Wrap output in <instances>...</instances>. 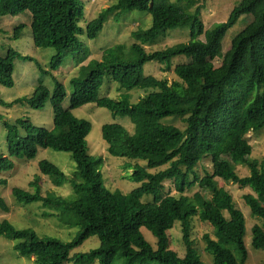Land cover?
Returning a JSON list of instances; mask_svg holds the SVG:
<instances>
[{"label": "trees", "instance_id": "1", "mask_svg": "<svg viewBox=\"0 0 264 264\" xmlns=\"http://www.w3.org/2000/svg\"><path fill=\"white\" fill-rule=\"evenodd\" d=\"M187 1L198 4L194 12L180 9L170 0H117L84 27V0H0V19L30 13L34 45L56 50L50 63L52 71L70 56L82 59L86 44L81 36L96 38L109 16L136 10L152 17L150 28L132 31L134 43L110 47L101 60H92L81 68L80 76L71 82L74 93L69 107L65 106L68 89L59 81L52 93L40 82L31 96L18 100L36 109L50 100L54 127L37 126L27 118L17 123L7 121L9 155L0 152V173L14 170V158L33 160L39 149L70 153L78 167L76 178L70 180L48 160L39 163V170L53 185L70 182L74 197L43 196L39 176L31 182L39 188L36 192L16 188L14 196L24 205L41 202L51 210L44 216L68 218L69 223L82 229L72 242H62L42 238L34 229H19L5 220L0 223V237L16 242L20 256L34 258L36 264H114L118 259L124 264H208L191 239L193 218L199 217L216 228V239L206 238L207 252L214 255L213 264L246 263V219L220 180L250 187L255 194H246L243 199L253 215L264 220V165L252 158L248 140L251 131L264 128V0H241L225 22L210 29L202 20L206 0ZM244 15H251L252 21L234 36L228 61L216 68L213 59L223 36ZM186 27L190 28L187 42L146 51L144 45L167 30ZM182 56L188 62L175 66L177 80L172 83L144 73L147 63L171 69L173 59ZM20 57L15 49H10L6 57L0 56L3 86L15 85V61ZM36 64L42 75L50 73L39 62ZM107 79L124 89L152 92L135 103L128 94L120 98L102 95ZM0 103L6 102L0 99ZM88 103L106 107L114 115L129 116L136 125L133 133L119 123L102 126L110 155L145 162L144 166H131V178L140 186L130 193L108 189L100 171L103 159L89 154L87 136L92 123L74 113ZM169 117L183 118L186 127L181 129L165 121ZM206 158L212 159L213 172L201 178L196 169ZM239 165L246 166L250 175L241 177ZM167 181L174 183L180 196L165 192ZM196 182L202 190L192 197L184 195ZM7 183L0 179V184ZM149 196L152 201L144 202L143 198ZM0 209L10 212L2 196ZM177 223L181 224L186 249L183 258L170 249V231ZM142 228L156 239L155 250L145 240ZM91 238H98L100 247L74 255ZM252 247L264 251V228L260 225L252 228Z\"/></svg>", "mask_w": 264, "mask_h": 264}, {"label": "rangeland", "instance_id": "2", "mask_svg": "<svg viewBox=\"0 0 264 264\" xmlns=\"http://www.w3.org/2000/svg\"><path fill=\"white\" fill-rule=\"evenodd\" d=\"M241 0H206L205 7L202 10V20L206 28H213L215 25L225 22L231 11ZM86 5V15L82 21V26L86 27L87 23L96 18L101 10L108 9L113 6L117 0H84ZM176 7L192 13L198 4H190L187 0H170ZM251 15L242 16L239 21L230 28L222 38L221 48L216 57L213 59V65L216 68L221 67L230 58L232 49V40L234 36L245 28L251 21ZM31 15L29 12L19 14L18 16H6L0 19V56L6 57L10 49L17 50L21 57L15 61L13 87H6L0 83V99L6 103H0V152L9 155L7 136L8 128L6 122L17 123L18 119H30L35 125L52 129L54 127V111L51 101L48 100L46 105L40 109L30 107L26 102L18 101L25 97L31 96L36 87L41 82L52 93L55 88V82L59 81L68 89V96L65 100V106L71 104L74 87L72 79L80 76L81 68L89 64L92 60H101L103 52L115 45L134 43L132 31L135 29H148L152 25V17L147 13L140 11H131L116 17L115 14L108 17L104 28L96 38H88L82 35L81 38L86 44V54L82 57L70 56L65 63L56 71L50 69V63L56 50L53 48H38L34 45L31 29ZM190 38V28H175L167 30L153 40V42L145 44L147 52L164 50L168 47L179 43H185ZM30 57L33 61L26 59ZM36 62L50 73L42 75L38 69ZM188 62L187 57H176L173 59V66L167 69L165 65H159L150 62L145 65V75H152L157 79H166L170 83L177 80L174 68L177 64ZM108 79L104 83L101 94L108 95L113 98H120L124 94L130 96L131 102L135 103L152 90L146 89H124L117 83H108ZM264 93V89L262 90ZM18 101V102H17ZM74 113L85 118L92 123V129L87 136L89 154L96 159H103L100 166L105 180V185L112 191L119 190L124 194L130 193L140 186L139 183L132 180L131 175L136 164L145 165L144 161L132 160L122 157H114L108 152V144L102 136V126L106 123H119L127 128L131 133L135 131L136 125L129 116L114 115L106 107L97 106L95 103H88L74 110ZM165 121L174 123L181 129L186 127L183 118L169 117ZM23 133V131H22ZM248 140L253 148L252 158L256 159L264 165V128L258 131H251L248 134ZM16 167L10 172L0 173V179L6 180V185L0 184V196H2L10 206V212H4L0 209V223L9 220L19 229H34L42 238L56 239L62 242H72L81 232V226L69 223L70 219H62L59 215L56 217H46L51 212L45 209L41 202L28 205L20 204L14 196L16 188L36 192L39 188L31 186L37 176L40 177L38 184L43 196L71 198L75 195L73 185L68 182L62 186L53 185L51 179L42 175L39 170V163L48 160L55 164L60 170L65 172L66 176L71 180L76 178L78 170L77 164L70 153L58 152L52 149H39L37 156L33 160L13 159ZM166 168V167H165ZM164 169V168H163ZM153 172V171H151ZM197 174L201 178L206 177L213 172V161L206 158L196 169ZM237 172L241 177L249 176L250 170L243 165H239ZM191 180L194 181L193 177ZM221 187L228 191L234 198L236 206L240 209L246 219L245 245L248 250V259L245 264H264V251L254 250L252 247V228L260 225L264 228V220L261 217L254 216L251 208L245 203L243 196L249 193L255 194L250 187L241 188L237 184L224 182L220 180ZM202 188L199 183H195L192 188H187L184 195L192 197L195 193L200 192ZM165 192L175 196L181 194L176 190L172 181L165 183ZM144 202L152 201V197H144ZM225 216L229 214L225 212ZM215 227L203 222L199 217H194L192 221L191 239L194 248L198 251L202 259L208 263H214V255L207 252V235L212 239H216ZM145 240L151 245L153 250L156 249V239L152 233L146 228L141 229ZM170 249L183 258L186 249L183 244L182 227L177 223L170 231ZM16 242L0 237V264H36L34 258L28 259L17 254L15 250ZM100 247L98 238H91L85 242L84 246L75 250L77 253H89ZM238 260L240 256L235 252ZM124 260H116L114 264H124ZM94 264H99L96 261ZM149 264H158L155 262Z\"/></svg>", "mask_w": 264, "mask_h": 264}]
</instances>
